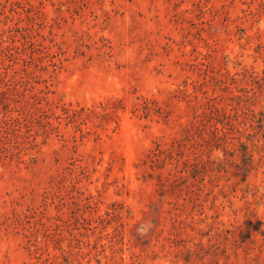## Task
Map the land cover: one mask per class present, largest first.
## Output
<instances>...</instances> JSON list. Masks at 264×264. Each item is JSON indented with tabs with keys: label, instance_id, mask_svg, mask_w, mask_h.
Listing matches in <instances>:
<instances>
[{
	"label": "rangeland",
	"instance_id": "rangeland-1",
	"mask_svg": "<svg viewBox=\"0 0 264 264\" xmlns=\"http://www.w3.org/2000/svg\"><path fill=\"white\" fill-rule=\"evenodd\" d=\"M0 264H264V0H0Z\"/></svg>",
	"mask_w": 264,
	"mask_h": 264
},
{
	"label": "trees",
	"instance_id": "trees-1",
	"mask_svg": "<svg viewBox=\"0 0 264 264\" xmlns=\"http://www.w3.org/2000/svg\"><path fill=\"white\" fill-rule=\"evenodd\" d=\"M236 98L238 99V101H240V97L236 96ZM248 99V97H247ZM238 104V107L240 108L241 111H243L244 109H247L249 112H251V118H253L255 116L256 113L253 112V110L249 109L247 105L243 104ZM240 105V106H239ZM259 116L262 115L261 112H258ZM239 117V114H237V112L235 111L233 115L230 114H222V120H221V127H217V125H214L213 129H212V133L214 135V141H220L221 139H225L227 137H229L228 135L230 134V131L233 128H230V125L232 126V121H237ZM239 145L243 148V159H248L247 156V151H246V143L243 141H239ZM186 168L184 167L183 172H187L189 171H196L199 172V168L198 167H194V165L192 166L190 163H185ZM202 169H205V166L213 171L215 170H221L223 169L224 166V162L223 161H216V160H207L205 161L204 164H202ZM241 171L243 174H246V172L248 171V168L246 166H241ZM202 171V170H201ZM191 174H193L192 172H189ZM188 174L186 173V175L184 177H187ZM192 177H194L193 175H191Z\"/></svg>",
	"mask_w": 264,
	"mask_h": 264
}]
</instances>
